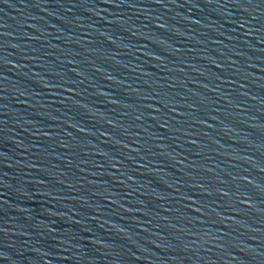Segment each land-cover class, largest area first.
<instances>
[{"label":"water","instance_id":"95a60500","mask_svg":"<svg viewBox=\"0 0 264 264\" xmlns=\"http://www.w3.org/2000/svg\"><path fill=\"white\" fill-rule=\"evenodd\" d=\"M0 264H264V0H0Z\"/></svg>","mask_w":264,"mask_h":264}]
</instances>
